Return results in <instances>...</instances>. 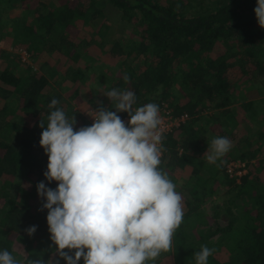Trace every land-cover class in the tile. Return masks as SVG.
Returning <instances> with one entry per match:
<instances>
[{"label": "trees", "instance_id": "obj_1", "mask_svg": "<svg viewBox=\"0 0 264 264\" xmlns=\"http://www.w3.org/2000/svg\"><path fill=\"white\" fill-rule=\"evenodd\" d=\"M47 1L0 0V43L13 51L8 53L10 65L0 67V250L7 249L18 259L42 257L45 264L50 259L66 264L50 238L48 212L41 210L46 198L37 192L42 181L52 189L58 186L44 176L48 157L40 146L39 125L43 120L46 127L55 98L57 108L70 120L75 118L76 130L91 126L84 113L72 110L70 101L78 98L88 74L95 75L94 68L83 71L79 62L96 39L79 41L77 46L68 40L67 28L81 21L90 26L103 17V35L108 30L110 36L120 26L122 32L132 28L137 37L128 42L101 38L99 45L108 48L106 55L124 71H114L110 85L96 94L103 93L99 95L103 98L112 89L131 90L134 108L166 103L175 114L191 116L165 137L161 169L172 181L171 173L178 168L191 171L178 186L184 215L172 250L154 264H196L194 254L202 245L215 249L208 264H264V159L253 163L261 154L264 131L246 136L247 125H240L260 113L254 108L264 99L247 103L236 95L245 85L257 88L250 91L264 90V28L255 15L257 0H58L62 7L56 9ZM76 1L80 5L68 7ZM15 4L24 12L13 25L2 12ZM106 11L111 23L104 18ZM41 41L49 53L57 52L65 60L61 68L65 63L68 67L54 79L53 89L50 70L43 68L49 61L40 59ZM22 51L28 54V63L22 61ZM92 105L115 111L107 97ZM119 115L122 119L127 113ZM218 136L227 137L234 151L223 164H209L205 144ZM230 160L246 161L248 173L231 177L226 171ZM203 167L206 172L201 174ZM30 226L37 227L32 236L26 231ZM221 251L227 256L224 261L217 255Z\"/></svg>", "mask_w": 264, "mask_h": 264}, {"label": "clouds", "instance_id": "obj_2", "mask_svg": "<svg viewBox=\"0 0 264 264\" xmlns=\"http://www.w3.org/2000/svg\"><path fill=\"white\" fill-rule=\"evenodd\" d=\"M264 28V0L254 9ZM127 80V77H125ZM105 96L115 111L101 106L93 123L76 130L59 101L43 129L40 146L48 157L46 180L57 188L37 185L46 198L50 238L66 264H149L173 247V236L183 221L182 195L161 169L162 134L156 103L135 107L131 90L112 89ZM119 113H127L123 121ZM227 137H215L204 154L215 164L231 149ZM29 236L37 227L30 226ZM67 250V251H66ZM215 249L202 245L196 264H208ZM70 253H74L70 254ZM0 264H45L43 258L18 259L0 250ZM47 264H53L50 259ZM58 264V262H57Z\"/></svg>", "mask_w": 264, "mask_h": 264}, {"label": "rangeland", "instance_id": "obj_3", "mask_svg": "<svg viewBox=\"0 0 264 264\" xmlns=\"http://www.w3.org/2000/svg\"><path fill=\"white\" fill-rule=\"evenodd\" d=\"M47 5L49 6L50 9H54V8L56 9V8L62 7L61 5H59L58 0H48ZM78 5H80V3L76 1V2L70 3L68 7L74 8V7H77ZM23 12H24L23 8L18 6V4H15L13 8L4 10L2 12L3 13L2 18L3 19L5 18L6 19L5 21L10 20V22L13 25H15L19 21V19L23 17ZM104 14H105L104 18L107 17L109 18V20L112 19L111 18L112 16L109 17L108 11H106ZM30 19H32V17ZM102 21H103V17L100 18L99 22H96L90 26L85 21H81L77 25H72L67 28L68 40L74 42V44L77 46H78L79 41L88 42V41H93L94 39H96L95 43H92L91 45L87 47L89 55L88 56L85 55L82 58H80L81 60L79 62V65L81 67L80 69L87 72V71H92V68H94L93 72L95 73V75L88 74L86 78L87 83L84 86H81L79 93H78V98L76 100L70 101V107L72 108V110L78 113H84V115L87 117L88 120L91 119L92 112L96 110V108H93L94 106L92 105V102L95 101V104L98 105L103 100H106V97L104 95H103V98L99 96L103 93H99L97 95L96 90L100 91L103 87L105 89L106 86L110 85L109 77L112 75L114 71H115V74L119 73L120 71L121 72L124 71L123 68L116 69L117 61L110 59L106 55V51L108 48L102 47L99 45L101 38L102 39L109 38L110 40H116V41L117 39H119V40H123V42H128L129 40H134L137 37V34L133 32L132 28L127 27V31L122 32L123 27H120V26H115V29L114 31H111L110 36H109L108 30H107V33L103 35L104 29L101 27L103 23ZM109 22L111 23L112 21L110 20ZM8 41L9 40H4V43L5 42L8 43ZM40 46H41L40 47L41 51L39 53L40 59L49 61V63L47 62L43 64V68H45V70H50L49 71L50 73H48V75L50 74L49 86H50V89H53L55 87L54 79L56 78L58 80L61 74H63L64 72H67L68 67H67V64L65 63L64 68H61L65 60L62 57H60L57 54V52H54L53 55L52 53H49L47 50V46L44 45L42 41L40 42ZM10 52H13L11 48L5 47L3 43H0V67H5V66L10 65L9 62L7 61L8 53ZM23 53L24 52L20 53V57ZM28 57L29 56H27L26 59ZM28 61H30L29 58H28ZM138 62H140V60L137 61L136 63ZM111 67H114L112 72L110 70ZM54 74L56 75L53 77ZM65 85L68 86V83L65 82ZM251 86L252 85L241 86V88L238 91H236V95L240 97L242 101H246V102L249 100L253 102L263 100L264 90L260 92L254 91V90H257V88H253ZM252 89L254 90L248 93V91ZM254 110L255 111L258 110L260 113L255 115L254 117H248L246 123L244 121V123L240 124L241 127L242 126L244 127L245 124L247 125V127L245 128L247 131L246 136H255L256 134L264 131V119L262 118V113L264 111V104L255 105ZM233 151H234V148H231L229 152H233ZM228 153L224 155L221 159H219L215 164H219V163L223 164L224 163L223 159H226L228 157ZM262 153H264V144L261 148V154H260L261 156H262ZM203 168H201L202 169L201 174H204L206 172V168L205 167ZM180 173L181 172L178 171L177 173L178 177ZM185 173L186 172H184L183 175L179 179V181L181 182L180 186L184 185L182 178L185 176ZM217 255L223 261L227 259L226 253L224 251L218 252Z\"/></svg>", "mask_w": 264, "mask_h": 264}, {"label": "built area", "instance_id": "obj_4", "mask_svg": "<svg viewBox=\"0 0 264 264\" xmlns=\"http://www.w3.org/2000/svg\"><path fill=\"white\" fill-rule=\"evenodd\" d=\"M24 52V51H22ZM21 52V53H22ZM28 56V54L26 52H24L21 55L22 61L23 62H29L28 58L26 59V57ZM160 109V117H161V126H160V130H161V134H162V156H161V160L162 163L160 165V167L162 165L165 164V159H166V152H165V137L171 133H174L175 131L181 129V127L186 124L188 121L191 120V116L188 113H181V114H175L173 111V108H169L168 105L166 103H163L162 107H159ZM96 111V110H95ZM94 116V112H92V117ZM91 117V119L89 120L91 123H93V118ZM123 121H125V123L128 122L129 120V115L127 114L126 116H124L122 118ZM178 153L181 155L183 153V149L181 147L177 148ZM258 159H264V153H262V156L259 155L257 159L253 160V163L255 161H257ZM226 171L227 173L231 176V177H242L244 175H246L249 171L248 166H247V162L246 161H241V160H230L227 164H226Z\"/></svg>", "mask_w": 264, "mask_h": 264}, {"label": "crops", "instance_id": "obj_5", "mask_svg": "<svg viewBox=\"0 0 264 264\" xmlns=\"http://www.w3.org/2000/svg\"><path fill=\"white\" fill-rule=\"evenodd\" d=\"M57 72V71H56ZM249 92H252V91H248V93ZM249 102H252L251 100H249V101H247V103H249ZM96 110H98V109H96ZM206 113H210V111H206ZM92 124V123H91ZM209 127V126H208ZM195 129V128H194ZM211 132H210V130L209 129H207V134L206 135H208V134H210ZM205 146H207V147H209V143H206L205 144ZM231 153V152H230ZM178 171H180L181 173H180V175H179V177H178V175H177V173H178ZM191 170H189V167L188 168H186V169H183V170H181V169H177V170H175L173 173H171V176L174 178L173 179V182L176 184V190L178 191V186H180V181H179V179H180V177L183 175V173L184 172H186L185 174H188V172H190ZM182 186V185H181ZM183 205V204H182Z\"/></svg>", "mask_w": 264, "mask_h": 264}]
</instances>
